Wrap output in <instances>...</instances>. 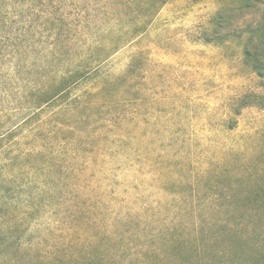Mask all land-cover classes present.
Masks as SVG:
<instances>
[{
  "label": "rangeland",
  "instance_id": "obj_1",
  "mask_svg": "<svg viewBox=\"0 0 264 264\" xmlns=\"http://www.w3.org/2000/svg\"><path fill=\"white\" fill-rule=\"evenodd\" d=\"M257 7L0 0V264H264Z\"/></svg>",
  "mask_w": 264,
  "mask_h": 264
},
{
  "label": "trees",
  "instance_id": "obj_2",
  "mask_svg": "<svg viewBox=\"0 0 264 264\" xmlns=\"http://www.w3.org/2000/svg\"><path fill=\"white\" fill-rule=\"evenodd\" d=\"M166 1L167 0H163V2ZM245 2L247 3L248 8L246 10H249V8H258V4H260V7L264 8V1L262 0H245ZM250 10L245 11L244 14H249ZM227 18V14L223 10L219 11L214 16L211 21L213 29L209 35L212 39L207 40V42L223 43L228 40L224 37V26L228 20ZM244 24H247V27L243 31L244 33L258 35L256 41H254L255 43L251 41L244 47L243 56L245 64L251 66L252 71L259 79L264 80V19L261 18L255 23H249V21L245 18L243 21V25ZM83 77L82 69H79V71L76 70L75 72L64 76L57 84L59 86L51 93L46 92L47 94L40 100L39 105L36 107L34 112L35 117L38 119L50 108H57V113H61L66 108L69 109L72 105L69 102L72 98V92L82 85ZM110 85L111 83L104 87L105 91H108V87Z\"/></svg>",
  "mask_w": 264,
  "mask_h": 264
}]
</instances>
